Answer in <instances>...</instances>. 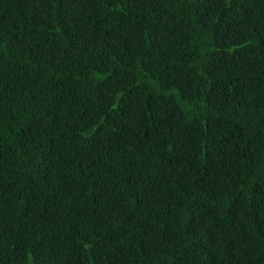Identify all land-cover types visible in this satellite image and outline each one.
<instances>
[{"label": "trees", "instance_id": "obj_1", "mask_svg": "<svg viewBox=\"0 0 264 264\" xmlns=\"http://www.w3.org/2000/svg\"><path fill=\"white\" fill-rule=\"evenodd\" d=\"M0 264H264V0H0Z\"/></svg>", "mask_w": 264, "mask_h": 264}]
</instances>
